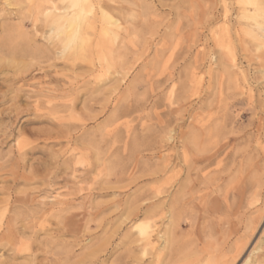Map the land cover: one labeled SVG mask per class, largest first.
<instances>
[{
	"label": "rangeland",
	"instance_id": "obj_1",
	"mask_svg": "<svg viewBox=\"0 0 264 264\" xmlns=\"http://www.w3.org/2000/svg\"><path fill=\"white\" fill-rule=\"evenodd\" d=\"M46 1L0 0V264H264V19L90 0L91 66Z\"/></svg>",
	"mask_w": 264,
	"mask_h": 264
},
{
	"label": "bare ground",
	"instance_id": "obj_2",
	"mask_svg": "<svg viewBox=\"0 0 264 264\" xmlns=\"http://www.w3.org/2000/svg\"><path fill=\"white\" fill-rule=\"evenodd\" d=\"M43 1L47 2L46 0H43ZM65 1H67L68 4L65 7L60 8V10H58L53 5H51L52 4L51 2H48L49 4L51 3L50 4L51 6L43 7L41 9L40 15L43 18L42 21L43 22L44 21L45 22L50 21L54 25L53 28H51V27L50 28H51V32L54 33L55 38H58L59 41L62 43V50L60 51L61 55L66 53V51L73 50L72 52L78 58L86 60V61L89 60L88 63L91 64V66H92V60L88 56V53L90 52V50L88 48V43L86 42V40L81 35L82 34L81 30L84 27V23H85L84 19H86V14H90L93 12V9L91 8V5H90V0H62V2H65ZM114 1H116V0H113V3H114ZM240 2L242 4V6L244 7V11H246L249 16L254 17V18L264 19V0H240ZM48 3H47V5H49ZM107 3L108 2H106V4ZM125 4H126V2H125ZM40 5H41V3H40ZM55 11H58V13H55ZM101 14H102V21L105 23V25L116 27L117 21H114L113 17H111L108 13L105 14L104 12ZM103 34L106 36L109 35V36L114 37L113 31L110 30L109 27L103 29ZM52 39H54V38H52ZM62 57L66 59L65 54ZM60 93L65 94L66 93L65 89L63 88L62 91H60ZM55 110H56V108H55ZM137 229L139 230L140 235L145 237V239L148 238V236L150 235L149 231H148V226L146 224H141V225L137 226Z\"/></svg>",
	"mask_w": 264,
	"mask_h": 264
}]
</instances>
